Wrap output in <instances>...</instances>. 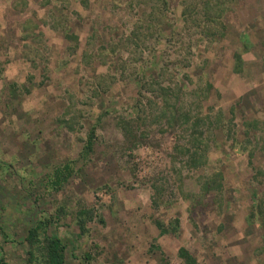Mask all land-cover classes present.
I'll list each match as a JSON object with an SVG mask.
<instances>
[{
    "label": "rangeland",
    "instance_id": "obj_1",
    "mask_svg": "<svg viewBox=\"0 0 264 264\" xmlns=\"http://www.w3.org/2000/svg\"><path fill=\"white\" fill-rule=\"evenodd\" d=\"M168 3L142 42L146 9L128 0H0V257L37 264L41 222L67 264H184L182 246L199 264H264V0H226L222 38ZM254 120L253 166L239 145ZM200 141L196 171L176 149Z\"/></svg>",
    "mask_w": 264,
    "mask_h": 264
},
{
    "label": "trees",
    "instance_id": "obj_2",
    "mask_svg": "<svg viewBox=\"0 0 264 264\" xmlns=\"http://www.w3.org/2000/svg\"><path fill=\"white\" fill-rule=\"evenodd\" d=\"M128 1L132 6H139L143 9H146V12H144L146 13V15L140 17L139 19L140 22L138 23L136 30L133 32V35L135 36L133 37L134 41L142 40V36H143L142 42H146L147 41L145 37L146 31H143L142 29L147 27L149 31L153 32V30H155V32H157L156 21L158 19L160 20L158 24L159 27H163V25L166 24L165 21L167 18V11L170 9L168 0H128ZM225 1L226 0H204L203 1L204 5L202 6V10L200 9L198 10V3H196L194 0L193 1L183 0L184 9L182 13L183 16H185L184 20L185 22H188L189 20L190 21L193 20L194 22L197 23L196 25L198 27L199 26L202 27L203 33L207 34L208 32L209 36L213 38H222L225 36V34L223 33V29H219V27L217 28V25L220 24L224 28L222 18L223 15L228 10L226 8ZM192 9L196 14V17L191 19L192 16L189 15L188 12H191ZM157 11L158 13H156ZM235 59H236L235 70L241 72L243 70V63H244V58L242 53L241 52L235 53ZM161 90L164 92L168 91L166 90L165 87H161ZM209 117L210 116L208 114H204L203 116L200 117L201 119L199 120H204L206 122L207 119L209 120ZM186 121H188V117ZM257 122L258 121L255 120L251 121V125H249V127L247 126L245 130L246 136H249L248 139L249 141H247V143L245 141V144L246 146L251 145V147H244L245 145H243L244 147L243 149L242 144L244 143H240L239 145L242 150L247 151L249 164H252L253 166H254V157L256 156L257 149L255 147V143L253 142V140L250 139V136L254 134V128L256 127ZM193 138L194 140H200V137L198 136L196 138L194 136ZM92 147H93V140H90L86 146V149L92 150ZM176 150L186 154L185 155L186 159H182V163L188 165V167H191L193 170L198 171L200 169H204V167L208 163L210 144L205 143L204 141H200V143L193 142L192 144L184 143L181 146L177 145ZM182 163L181 166H186L183 165ZM214 175L215 173L210 175L209 177H206L204 174H200L197 176L198 182H200L201 187L203 189L210 191L212 188H216L213 185L214 183H216V179ZM58 179L61 180V176H59ZM206 188H211V189H206ZM85 214H89L88 211L84 210L80 212L81 217L79 218V222L82 230H84L86 225L85 218L82 217L85 216ZM156 225L158 228H160L161 234H165L170 231L177 232L181 225V222H180V218L176 217L171 225V228L164 225L161 221H156ZM42 227H43L42 223L40 222L36 226L32 227L27 235L26 240L30 245L29 254L31 260L32 261L38 260L37 264H67L65 260L66 246L62 241V239L56 235H47V234L41 239L39 231ZM178 256L182 259L184 264H199L197 258L189 251V249H187L184 246L179 248ZM0 264H16V263L11 262L4 257H0Z\"/></svg>",
    "mask_w": 264,
    "mask_h": 264
}]
</instances>
